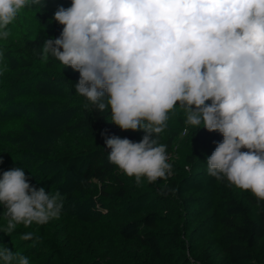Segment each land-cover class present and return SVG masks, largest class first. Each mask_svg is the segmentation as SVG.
Segmentation results:
<instances>
[{
    "label": "clouds",
    "instance_id": "clouds-1",
    "mask_svg": "<svg viewBox=\"0 0 264 264\" xmlns=\"http://www.w3.org/2000/svg\"><path fill=\"white\" fill-rule=\"evenodd\" d=\"M44 7L45 0H0V40L24 10ZM53 19L62 32L45 40L42 59L79 73L74 87L88 101L85 108L109 110L121 130L146 133L140 142L101 133L111 164L137 185L166 180L173 168L159 135L180 109L185 131L203 127L223 136L207 158L208 175L250 192L261 207L264 0H71ZM0 205L3 232L11 235L17 225L59 219L64 197L30 185L24 170L14 168L0 176ZM0 264L30 262L0 245Z\"/></svg>",
    "mask_w": 264,
    "mask_h": 264
},
{
    "label": "rangeland",
    "instance_id": "rangeland-1",
    "mask_svg": "<svg viewBox=\"0 0 264 264\" xmlns=\"http://www.w3.org/2000/svg\"><path fill=\"white\" fill-rule=\"evenodd\" d=\"M70 5L71 0H45L40 12L26 9L9 26V38L0 40L3 52L0 57V176L4 171L22 168L30 185L37 189L43 187L50 194L59 191L64 197L61 217L51 220L48 236L43 237L33 225L17 227L38 237V248L43 254L53 258L55 254L49 246L54 243L72 264H199L198 261L223 264L221 252L229 229L218 217L229 199L245 202L250 192L230 187L228 183H217L212 190L189 202L174 195L164 198L159 191L167 181L152 184L142 179L137 185L134 177L126 176L108 157L102 164L103 176L93 179L84 189L75 190L72 184L78 175L58 164L57 153L87 150L105 143L101 133L112 135L104 130L92 137L82 128H68L85 105L75 92L76 71L62 64L51 69L42 63L33 68H19L11 51L27 36L62 31L63 26L53 16L59 6ZM37 76L33 81L23 82ZM184 119L182 110L171 112L167 127L159 135V143L165 144L172 128L181 127L167 150L168 162L174 167L171 179L191 170L186 156L193 147L190 136L193 127L185 131ZM108 125L118 132L121 130L110 120ZM145 134L139 130L135 142H140ZM198 171L203 173L201 168ZM119 183L124 192L121 197L116 190ZM3 211L0 205V245L29 257L20 237L3 232L7 226ZM149 212L155 216L153 231L160 247L157 258L147 248L122 241L117 234L118 227L127 220ZM64 232L70 235L71 244ZM259 257L262 260L258 263L264 264V250Z\"/></svg>",
    "mask_w": 264,
    "mask_h": 264
},
{
    "label": "trees",
    "instance_id": "trees-1",
    "mask_svg": "<svg viewBox=\"0 0 264 264\" xmlns=\"http://www.w3.org/2000/svg\"><path fill=\"white\" fill-rule=\"evenodd\" d=\"M61 32L51 30L40 34L38 37L27 36L20 45L13 47L11 51L15 58L16 66L19 68H33L37 63H42L45 68L51 69L54 66L61 65L54 58H49L47 61L43 60L41 54L45 40L58 38ZM37 78L39 77L37 76L34 79H28L23 82L27 83ZM79 78V73L76 72L73 76L75 84L78 83ZM80 98L85 104L88 103L86 98L81 95ZM206 103H210V101ZM110 115L109 110L101 112L95 106L91 109V107L85 108L84 105L81 114L68 125V128H82L92 137H97L100 132L105 130L112 136L128 138L135 142L139 131L120 130L118 132L111 129L108 125ZM180 131L181 127H173L166 137L165 144L168 151ZM190 136L193 140V147L192 151L186 156V160L190 164L191 170L177 179H171L169 176L166 180L158 179L155 182L162 184L167 181L162 191H159L164 198L167 195H174L184 202H189L212 190L217 183H227L226 180L217 181L207 173V158L215 150L217 144L222 142V134L209 132L207 129L200 127L197 129L193 128ZM109 151L110 149L106 147L105 143H98L97 146L79 152H59L56 155V160L62 169L78 175L72 187L75 190H82L93 179H99L103 176L102 164L108 157ZM172 168L174 171L173 165ZM198 168H201L203 173L198 171ZM116 190L117 194H119L118 196L124 195L120 183ZM260 204L261 207H257V200L252 194L249 195L245 202L229 199L225 203L223 214L218 217L219 222L229 229L224 236L226 244L221 252L223 264H259L258 260H262L259 255L264 250V202H260ZM50 222L44 225L33 224V226L43 237H46L50 233L47 229L50 226ZM154 227L155 216L149 212L127 220L118 227L117 234L122 241H132L139 248H147L157 258L160 254V247L153 231ZM25 233L27 232L23 228L17 227L11 235L21 238ZM64 236L71 244L70 235L64 232ZM22 241L25 242L28 249L25 253L29 256L30 264H72L65 258L64 251L59 249L54 243H51L49 248L54 252L55 256L50 258L51 256L43 254V251L38 248L40 245H38L39 239L37 236L34 235L32 240ZM197 263L208 264L205 261H198Z\"/></svg>",
    "mask_w": 264,
    "mask_h": 264
}]
</instances>
